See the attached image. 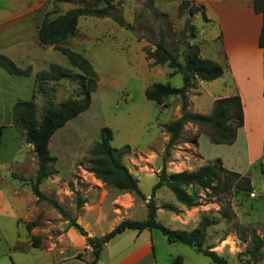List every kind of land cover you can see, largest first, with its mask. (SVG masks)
<instances>
[{
  "label": "rangeland",
  "instance_id": "374dc122",
  "mask_svg": "<svg viewBox=\"0 0 264 264\" xmlns=\"http://www.w3.org/2000/svg\"><path fill=\"white\" fill-rule=\"evenodd\" d=\"M93 3L89 1L87 5L98 7L104 5L103 1ZM114 5L115 11L132 25V30L125 29L126 35H124L130 36V40L127 38L130 49L135 50L136 41L141 42L142 49H153L162 32L166 47L178 61H182L184 43L189 36L188 26L191 24L187 9L176 18H170L160 14L149 0H140L138 6L127 8L117 3ZM55 15L56 13L51 17ZM130 49L127 50L130 51ZM112 57L121 61L127 55L114 54ZM159 68L167 74L166 66L162 65ZM150 72L155 74L151 68ZM112 74L116 77L114 86L100 89L99 92L101 123L112 131L110 142L112 148L120 149L124 146L130 148L129 155L124 156L122 162L138 180L142 195L149 198L162 166L164 139L159 124L170 120L173 108L161 109L160 106L142 97L140 83L146 82L144 73L141 75L140 72L125 68L120 71L113 70ZM153 79L157 83L168 82L173 87L182 85L181 76L178 74L171 77L153 75ZM46 85L47 88H54L50 94L55 105L68 97H76L79 91L78 82L71 79L59 80L55 85L48 82ZM36 93L40 94V92ZM126 95L130 98V102L121 99ZM174 98L170 97L169 100L172 101ZM43 107L44 100L41 105L36 106L37 119L40 118ZM205 130L204 127H198L196 130L187 127L183 130L165 164L167 173L198 168L191 163L194 157H198L194 151L193 136L196 133H205ZM98 136L99 134L94 141L84 145L82 156L74 162L72 167L68 158H60L58 164L54 165V170L57 172L39 185L41 192L57 200L72 218L84 216L80 220L82 224L86 222L92 227L95 219L97 221L99 218L94 229L91 230L96 237L108 233L121 220L141 221L146 217L145 201L134 197V204L126 209L124 205L117 204L114 200L128 204V199L112 187L103 185V191L98 189L99 193L96 195L85 193L87 187H94L93 178L95 177L87 171L84 158ZM22 142H24L23 138ZM23 146L25 145L22 144ZM210 148L211 145L204 136L200 140L198 150L205 159H208L211 154ZM206 162L209 163V160ZM33 167L30 162L28 171L20 175L24 178L23 185L28 186V189L23 191L19 188L22 181L18 178L19 175L0 171L1 192L9 194L11 186L20 189V191L17 190L19 193L17 197L21 201L24 212L19 220L12 217V215L18 217L15 208L12 212L7 209L4 215H0V264L89 263L86 250L90 252L91 249L85 245L83 241L85 237L79 235L81 241L74 238L68 221L46 202H38L32 194L30 184L35 177L36 160ZM249 177L254 189V192L252 190L249 194L235 192L216 197L196 187L188 188L187 191L199 204L190 209L179 204L169 189L160 187V190L155 192L156 198L161 200L154 198L155 204L160 206L165 201L178 207H175L173 212L160 209L156 214V221L170 229H177L178 224H184L187 228L196 227L200 218L204 216L215 220L217 223L207 228L203 247H211V250L224 258L227 264H242L245 260L242 252L249 243L250 231L254 230L259 237L264 238V176L260 173V168L255 167L250 170ZM85 201L91 203L93 209L83 214L81 207ZM140 203L144 206L141 207ZM3 207L6 208L7 204H3ZM179 207L182 208L181 211L177 210ZM221 210L229 212L228 215L222 216ZM178 216L181 218L179 219ZM114 223L116 225H113ZM127 232L103 248L100 264H107L108 261L112 263L116 257L125 255L132 249L131 235L134 232ZM149 232L152 234L153 256L156 264H170L177 256L181 257L182 264H214L208 257L195 252L191 247L179 243H167L165 237L155 229L144 231L142 237H147Z\"/></svg>",
  "mask_w": 264,
  "mask_h": 264
},
{
  "label": "crops",
  "instance_id": "0c3cea01",
  "mask_svg": "<svg viewBox=\"0 0 264 264\" xmlns=\"http://www.w3.org/2000/svg\"><path fill=\"white\" fill-rule=\"evenodd\" d=\"M89 1L92 0H0V54L12 60L17 67L30 69L28 76H20L9 74L0 68V171L10 174L16 173L20 176L28 171L30 162L32 167L35 165L32 146L22 142L20 133L12 124L13 105L18 101H29L33 95L36 106L41 105L42 96L34 92L35 75L40 71L47 70L51 64L72 68L66 57L55 50L53 46H42L38 43L37 32L45 14L50 11H55L56 15L63 14L70 9L83 7ZM110 1L119 2L122 7L127 8L138 6L140 0ZM149 1L160 14L170 18H176L178 6L182 1H188L193 6H202L204 9V17L200 12H195L191 16L194 36L187 40L190 44L198 46L201 58L218 63L223 72L220 77L214 80L196 81L195 86L187 92L188 111L206 115L210 113L216 99L231 96H238L240 99L243 123L237 129L233 143L230 145L210 143L211 154L208 159H205L198 148L200 140L206 135L196 133L194 151L198 157L196 156L194 160H191L192 165L200 167L208 164L207 160L211 163L213 160L219 159L225 169L249 176L252 168H260L259 165H264L263 67L262 49L258 46L261 16L254 11L253 0ZM125 31L110 18L83 16L78 18L76 35L66 41L65 45L69 49L82 54L91 63L97 74V85L95 91L90 95L91 101L88 109L57 129L51 136L48 149L51 156L56 159V164L60 158H68L67 160L72 167L74 162L82 156L84 145L94 141L100 129L104 127L100 117L99 103L101 99L99 92L100 89L114 86L116 77L112 74L113 70L120 71L126 68V70L140 72L141 75L144 73L146 82L140 83V93L143 98H145V90L157 83L154 82L153 75L156 77L169 76L170 69L163 65L168 68L167 74L160 70L159 67L162 65L154 64L153 60L146 56L141 42L135 40L136 48L134 51L133 48H129L127 38L130 40V36L125 37ZM114 54H126L127 57L118 61L117 58L112 57ZM150 68L155 71V74L150 72ZM74 72L76 73V70ZM148 74L152 76L150 77ZM58 81L48 82L55 85ZM121 99L126 102L131 101L128 95ZM169 99L170 97L161 105L155 103L161 109L173 108L170 120L159 124L163 133V148L168 140V135L164 132L162 125L180 116L178 98L175 97L172 101ZM187 127L198 129V126L190 123L184 126V130ZM22 144L25 146L22 147ZM93 181L94 187H87L86 194L96 195L99 193L98 189L103 191V184L95 178ZM23 182L24 180L19 184L21 191L28 189V186L23 185ZM15 189L11 186L7 195L0 189V215H4L7 209L12 212L15 208L18 217L16 215H12V217L19 220L24 212L21 208V201L17 197L20 189ZM121 193H123L121 196L128 199V204L120 203L118 200H114V202L122 204L128 209L134 204L133 198L135 196L127 192ZM154 198H156V192ZM5 203L7 204L6 208L3 207ZM163 203L167 202L163 201ZM172 205L178 207L175 204ZM142 206H144L143 203ZM157 206L159 207V205ZM89 209H93L91 203L83 202L81 212L84 214ZM177 210L181 211L182 208L179 207ZM82 217L84 216H78L76 222L87 232V236H94L91 230L94 229L93 227L99 218L97 221L95 219L91 227L86 222L85 224L81 223ZM178 218L181 217L178 216ZM176 228L191 231L195 226L187 228L184 224H178ZM70 231L74 238L81 241L79 234L73 228H70ZM127 231L134 232L131 235L132 249L125 255L116 257L112 263L108 261L107 264H156L153 256L152 234L149 232L147 237H142V233L146 230L140 233L126 230L109 242L122 237L128 233ZM83 241L85 242V238ZM86 251L90 262L93 259L92 250ZM101 254L97 264L101 263ZM255 264H264V259Z\"/></svg>",
  "mask_w": 264,
  "mask_h": 264
},
{
  "label": "trees",
  "instance_id": "16d2710c",
  "mask_svg": "<svg viewBox=\"0 0 264 264\" xmlns=\"http://www.w3.org/2000/svg\"><path fill=\"white\" fill-rule=\"evenodd\" d=\"M92 1L94 2L93 4L103 1L104 5L100 7L85 5L70 9L54 17H51V15L55 14V11L45 14L37 32L38 43L42 46H53L55 50L66 57L72 68L51 64L47 70L40 71L35 75L34 92H40L44 100L43 111L39 119L36 118L37 109L34 95L31 100L18 101L12 107V124L20 133L24 143L32 146V153L37 164L34 180L30 184L32 194L38 202H46L56 210L79 235L86 234L85 243L91 248L93 259L89 263L84 264H97L103 246L124 231L131 230L140 233L144 230L151 231L153 229L159 231L169 244L179 243L186 245L195 252L208 257L214 264H227L224 258L211 250V247H203L207 228L216 224L215 220L204 216L200 218L197 226L191 231L170 229L156 221L158 209L173 212L175 208L169 203H162L159 207L155 204L154 193L160 187L169 189L175 200L187 209L199 205L187 191L188 188L196 187L216 197L224 193L242 192L249 194L253 190L251 179L248 175H241L225 169L219 159H215L211 163L192 171L166 172L165 164L170 157L171 150L178 143L186 124L190 123L198 127H204L206 129L204 134L211 144L230 145L235 140L237 129L243 123L242 107L238 96L216 99L213 102L210 113L206 115L188 111L187 92L195 86L196 81H211L220 77L223 72L218 63L201 58L198 46L188 42L187 39H192L194 36L192 24L188 26L189 36L184 43L181 62L166 47L162 32H160L159 39L154 44L153 50L143 49L146 56L152 59L154 64L166 65L170 69L169 77L178 74L182 79L180 87H173L168 82L155 83L144 92V96L148 101L158 105L163 104L169 97H177L180 103V116L162 125L164 132L168 135V140L163 149L162 166L156 176L157 181L152 187L151 196L146 199L142 195L137 179L122 162L124 156L129 155L130 148L128 146L120 149L111 147L112 131L109 128L104 126L100 129L98 139L93 143L84 158L85 165L87 164V171L103 185L112 187L120 192L130 193L145 201V219L141 221L124 219L102 236H87L86 231L76 222L75 218H72L64 210L57 200L45 195L39 189V185L43 180L56 173V170H54L56 159L51 156L48 149L51 136L57 129L88 109L91 101L90 95L95 91L97 85V74L93 70L91 63L82 54L72 51L65 45L68 39L76 35L78 18L83 16L107 17L116 25L126 30H132V25L127 23L115 11L116 6L112 1ZM117 4L120 3L118 2ZM252 6L254 11L261 16L258 46L262 49L264 95V0H253ZM185 9H187L190 17L195 12H200L204 17L202 6H193L188 1H182L178 6V15H181ZM0 68L9 74L20 76H28L30 74L29 68L21 69L17 67L12 60L3 54H0ZM74 70H76V73ZM62 79L77 81L79 91L76 97H68L60 104L55 105L50 94V92L54 91V88H47L46 83ZM196 138L197 134L193 136L194 142ZM259 166L260 173L264 176V165ZM18 178L24 180L23 177L18 176ZM221 211L222 216H227L229 213L225 210ZM242 255L245 257L242 264H255L264 259V238L259 237L254 230H251L249 243ZM171 264H182L181 257H175Z\"/></svg>",
  "mask_w": 264,
  "mask_h": 264
},
{
  "label": "water",
  "instance_id": "95a60500",
  "mask_svg": "<svg viewBox=\"0 0 264 264\" xmlns=\"http://www.w3.org/2000/svg\"><path fill=\"white\" fill-rule=\"evenodd\" d=\"M82 236H83V237H86V234H83Z\"/></svg>",
  "mask_w": 264,
  "mask_h": 264
}]
</instances>
